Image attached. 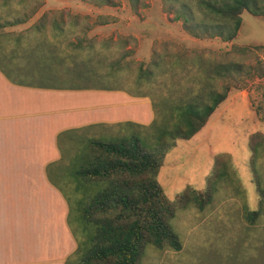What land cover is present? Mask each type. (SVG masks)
Wrapping results in <instances>:
<instances>
[{
  "label": "rangeland",
  "instance_id": "rangeland-1",
  "mask_svg": "<svg viewBox=\"0 0 264 264\" xmlns=\"http://www.w3.org/2000/svg\"><path fill=\"white\" fill-rule=\"evenodd\" d=\"M41 2L0 0V47L26 50L39 45L71 53L70 60L80 62L86 72L80 82L48 79L49 75L35 81L106 86L118 80L146 91L157 112L205 84L219 91L229 87L227 98L205 126L167 150L157 176L175 205L171 226L182 249L147 244L140 264H264V14L244 10L237 35L225 40L226 34L218 31L228 33L225 24L231 21L212 13L200 0H90L82 8L54 6L43 14L83 18L86 39L78 49L62 41L18 42L16 38L29 37V31L13 30L7 23L33 16ZM155 117L157 123L164 119L156 113ZM156 133L153 126L117 125L60 137L63 158L49 174L71 206L69 220L76 234L84 232L78 202L84 194L76 189L74 174L77 156L93 140L112 142L137 135L154 141ZM222 170L227 174L219 178ZM212 183L216 188L204 208L200 202L187 207L178 203L188 188L207 189ZM251 211H258L255 218L248 215ZM12 220L0 218L11 228L9 233Z\"/></svg>",
  "mask_w": 264,
  "mask_h": 264
},
{
  "label": "crops",
  "instance_id": "crops-1",
  "mask_svg": "<svg viewBox=\"0 0 264 264\" xmlns=\"http://www.w3.org/2000/svg\"><path fill=\"white\" fill-rule=\"evenodd\" d=\"M89 1L42 0L33 16L7 24L29 31L18 42L62 41L78 49L86 39L85 20L43 14ZM19 48L0 47V218L14 219L11 233L0 221V264H77L71 206L49 174L63 158L60 137L88 128L147 127L155 119L153 99L118 80L106 86L40 83L35 77L80 82L86 71L70 60L71 53L39 45Z\"/></svg>",
  "mask_w": 264,
  "mask_h": 264
},
{
  "label": "trees",
  "instance_id": "trees-1",
  "mask_svg": "<svg viewBox=\"0 0 264 264\" xmlns=\"http://www.w3.org/2000/svg\"><path fill=\"white\" fill-rule=\"evenodd\" d=\"M200 1L215 15L231 21L225 24L228 33L218 31L222 36L226 34L225 40L237 35L244 10L264 14L260 0ZM217 72L221 73L220 68ZM228 91V86L219 91L205 84L186 99L164 107L161 112L155 110L164 119L157 123L155 117L149 125L158 132L154 141L134 135L112 142L93 140L85 146L84 152L77 156L74 170L76 189L84 194L78 201L84 232L79 236L73 230L78 242L75 252L78 264H140L147 244L182 249L180 237L171 226L175 205L157 176L167 150L177 140L190 139L204 127L227 98ZM167 138L172 141L168 142ZM219 174L222 178L227 172L222 170ZM215 188V183L207 189L190 187L179 196L178 203L187 207L200 202V208H204ZM249 214L255 218L258 211Z\"/></svg>",
  "mask_w": 264,
  "mask_h": 264
}]
</instances>
